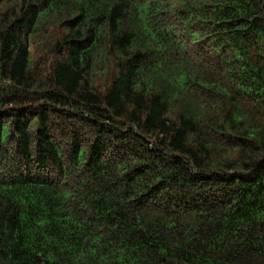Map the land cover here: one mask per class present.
<instances>
[{
	"label": "trees",
	"instance_id": "16d2710c",
	"mask_svg": "<svg viewBox=\"0 0 264 264\" xmlns=\"http://www.w3.org/2000/svg\"><path fill=\"white\" fill-rule=\"evenodd\" d=\"M0 264H264V0H0Z\"/></svg>",
	"mask_w": 264,
	"mask_h": 264
}]
</instances>
